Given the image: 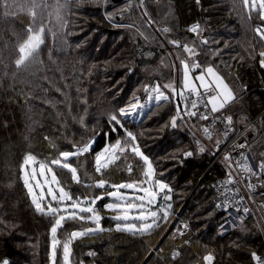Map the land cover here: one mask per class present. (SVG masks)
<instances>
[{
    "label": "trees",
    "instance_id": "obj_1",
    "mask_svg": "<svg viewBox=\"0 0 264 264\" xmlns=\"http://www.w3.org/2000/svg\"><path fill=\"white\" fill-rule=\"evenodd\" d=\"M154 1L161 4L156 6ZM120 3H125V0H67V3L65 0L69 17L71 15V20L65 25L68 34L66 42L54 46L45 37L46 41L38 53L19 67L15 61L19 59L18 49L25 40L26 28L14 15L5 17V10L0 7V109L5 105L9 107L7 112L0 111V159L3 161L0 164V259L6 251L4 244L8 241L16 249L10 264L50 262L49 227L52 218L35 211L20 176V164L27 153L41 158L47 149H33L38 144L34 140L40 137L43 142V137L54 130L59 135L60 128L66 124L67 128L62 129V132L64 139L68 141L62 142L58 156L60 151H72L73 145L82 146L89 139L95 138L90 154L69 160L77 168L81 182L88 185L96 178L142 179V162L130 151L105 169L102 175L94 172L96 152L106 143H114L123 138L125 129L131 131L137 137L136 143L141 150L153 161L157 177L171 188L173 213L178 212L190 194L181 213L171 224L176 235L178 228L187 225L190 244L198 238L203 246L214 249L216 254L213 264H254L251 251L255 249L256 253L264 252V230L263 234L253 233L244 226L232 234L217 232L218 220L228 213L219 212L214 207L212 200L215 191L212 181L224 174L225 164L220 159L212 162L218 151L214 149V142L199 138L195 128L197 121L183 118L177 121L175 128L170 127L166 123L167 116L169 113L173 116L177 114L176 111L174 114L177 109L175 100L172 106L168 102L152 105L137 122L122 119L123 128L111 135L109 118L118 113L131 94H145V86L149 89L150 83L155 80L161 85L173 83L179 86V60L183 58V54L180 50L175 54V51L173 54L167 52L165 44L168 43L170 32L164 33L156 28L155 31L159 33L156 46L151 49V55H145L139 52L141 48L146 49L139 33V25L132 21V17L138 22L140 17L142 20L149 17L156 23L159 8L163 9L165 6L166 10L171 6L175 17L165 15L164 24H158L163 29L173 30L171 38L179 37L181 42L189 44L191 38L185 28L193 21L200 24L204 36L212 35L216 27L220 28L213 36L215 44L210 45L206 37L200 39L207 43H203L196 58L202 63L201 68L204 62L213 66L230 85L236 97L220 111L222 114L261 115V131L256 147L263 148L264 68L260 65L259 53L264 48V43L254 29L263 23L256 14L249 13L242 0H200L199 3L197 0H144V7L140 0H131L126 19L124 16L113 15V9ZM238 9L239 12L244 11L248 19H251V14L257 19L254 28L251 31L248 28V36L244 35V30L236 19ZM8 11L15 13L16 7ZM125 23L131 26L127 27ZM154 28L152 21L151 31ZM228 28H233V32L228 31ZM226 68L227 74L224 71ZM32 69L35 83L28 82L26 77L32 73ZM197 71L199 70H194ZM231 72H234L232 78L229 76ZM11 101L14 102L9 106ZM27 101L30 103H26ZM17 105H23L22 111L14 108ZM36 106L43 109L38 118L35 117ZM149 114L150 120L145 123ZM23 120L36 124L25 125ZM156 123H166V126L158 134L156 143L150 146L154 135L152 132L147 133V128ZM197 141L207 146L205 151H200ZM1 142L8 144L3 147ZM188 152L192 155L186 157L184 153ZM129 165L131 173L128 171ZM54 170L71 193L87 196L92 192L93 187L82 184L81 187L77 186L67 170L55 166ZM127 174L130 177H126ZM96 190L94 188L92 194ZM207 215H210V225L198 228L202 224L200 221ZM252 215L259 217L256 213ZM102 217L104 231L88 234L89 238L102 239L108 236L104 239L112 241L106 246L104 240L83 244L84 237L75 239L71 249V264H110V259L119 250L126 248V243L138 241L131 250L137 256L138 252L143 253L145 247H148V238L157 235L169 222H162L150 233L133 235L116 231V221L111 216ZM76 225V222H70L59 229V238L65 239L69 227ZM159 242L162 245L163 240ZM182 250L183 248L175 259L169 252L167 256L173 261H179ZM121 257L120 261L126 264L125 255L121 254ZM191 257L193 258V254L189 255V260ZM187 261L184 258L181 264H186Z\"/></svg>",
    "mask_w": 264,
    "mask_h": 264
},
{
    "label": "snow or ice",
    "instance_id": "obj_2",
    "mask_svg": "<svg viewBox=\"0 0 264 264\" xmlns=\"http://www.w3.org/2000/svg\"><path fill=\"white\" fill-rule=\"evenodd\" d=\"M199 2L200 0H197V3ZM242 2L245 8L249 10V13L257 12L259 19L264 22V0H242ZM29 3L31 4L29 14L32 17L33 24L27 29V39L19 45L18 50L20 55L19 59L15 61L18 67L34 57L45 43V26L41 25L39 28H36L34 25L37 20L36 9L41 6H46L47 0H41L40 3H37V0H23V2H21V0H0V7L5 10V17L15 15V13L9 12V9L17 7L20 11H23L24 7ZM140 3L142 6L143 0H140ZM64 7L65 5L60 4L59 0H57V20L61 18L60 11ZM128 7H131V0H128ZM145 15H147V13H145ZM162 31L168 33L169 29L164 28ZM188 31L198 35L202 30L199 24H194L188 28ZM255 32L264 40V24L258 26ZM169 43L176 48L182 47L183 51L187 53L186 58L179 60L182 69V79L179 82V86L173 83L163 85V88L170 90L171 99L175 100L177 103V114L171 118V126L173 128L177 126V121L183 119L185 116L189 118H199L203 121L209 120L212 114L219 113L229 103L236 99L232 90L211 65L201 70L199 61L195 60L199 55L195 47H190L188 44L181 46L180 42L177 40H170ZM202 43L206 44L207 41H202ZM259 55L262 57L260 65L264 67V52H260ZM194 70H200V74L193 77L192 73ZM196 82H199V84L197 85ZM145 91H149L148 86H145ZM151 91L154 93L153 99L157 104L167 102L170 99L169 95L161 90L160 85L153 87ZM189 103L191 105L190 108L188 107ZM181 105H183V107H181ZM201 106L205 109V112L198 111ZM143 107L142 104L135 103L131 105L130 109L121 108L118 113L112 114L109 118V122L112 125L109 135L123 128L122 119L134 116ZM218 119V117L213 119V124H215ZM231 124L232 117L228 116L226 118V126ZM124 131L125 136L123 138L117 139L114 143H106L99 152H96L94 157L95 171L101 173L130 151L142 162V179L113 184L110 186L113 190L108 191L106 195L102 194L91 198H74L71 192L61 185V181L58 179L56 172L53 171V166L65 169L71 174V180L74 183H81L77 168L69 163V160L73 157L90 154L95 143V138L90 139L83 146L73 145L74 151H60L59 156L55 159H51L50 163L39 161L37 157L31 153L24 156L20 165L21 179L24 187L27 189L31 204L34 206L37 213L49 216L54 221L50 228L51 253L49 259L51 264H58V246L62 245L63 248V264H70V245L73 240L88 234L104 231L100 224L103 217L98 214L95 205L98 201L105 198L113 201L105 204L104 208L117 213V215L111 217V219L116 221V231L128 232L133 235H142L150 233L153 229L158 228L162 222H167L172 208V204L169 203L171 200V188L162 179L156 178L157 173L153 161L148 155H145L140 146L136 143L137 137L131 131H127L126 129ZM202 131L205 137L209 139L212 138L213 133L210 126L203 127ZM232 131H234V129L226 127V131L223 133L225 140ZM220 143V140L216 141L217 151H219ZM247 146V144L234 145V147L241 149ZM200 151H205V148L201 147ZM184 155L187 157L192 155V153L188 152L184 153ZM224 159L230 170L227 173V179L218 183V188H223L221 198L224 200V203L217 205L218 207L229 206L232 203L230 197L239 194L238 189L233 190L230 187L236 183V179L232 176L231 172L233 167L239 169L241 172L247 173L249 179L252 176L264 174V160L258 165L259 172H256L249 163L248 156L243 152L240 153L239 158L234 162L230 154H226ZM128 171L131 173V165H129ZM106 186H108V182L105 180H99L94 184L85 185V187L99 189H103ZM247 187L252 189L254 185L249 182ZM137 191L142 193V195L137 196L135 194ZM242 200L243 198L237 201V203L242 202ZM244 211L248 212L249 210L245 208ZM75 220H87L94 223L96 227L82 231H72L68 234L66 240H59L57 238L58 230L63 227L65 221ZM184 227L187 228V225H184ZM89 255H94V253H89ZM178 255V252L173 253V258L175 259ZM251 256L257 264H264L255 252H253ZM203 259L206 264H212L214 257L208 254L205 255ZM2 264H10V261L6 258L3 260Z\"/></svg>",
    "mask_w": 264,
    "mask_h": 264
},
{
    "label": "rangeland",
    "instance_id": "obj_3",
    "mask_svg": "<svg viewBox=\"0 0 264 264\" xmlns=\"http://www.w3.org/2000/svg\"><path fill=\"white\" fill-rule=\"evenodd\" d=\"M127 1L128 0H125V3L118 4L113 9V15L124 16V18L126 19L125 15L130 11V7H128V2ZM165 1L166 0H164V2ZM21 2H23V0H21ZM40 2H41V0H37V3H40ZM154 2L156 4V6H158V5L161 4V3H158L157 1H154ZM59 3L65 5V0H59ZM230 5H232V4H230ZM142 6L144 7V0H143V5ZM240 7L242 8V5H240ZM30 8H31V4L30 3L27 4L24 7V10L23 11H20L16 7V12H15V15H14L17 18V20L19 22H21L25 26V28H26V37H25V40L27 39V36H28L27 29H28V27L30 25L33 24L32 17L29 14V9ZM56 9H57V0H47L46 6H41L40 8H37L36 9V12H37V20H36V24L34 25V27L39 28L41 25H44L45 28H46L45 37L48 38L49 42L52 45H54V46H60V45H62V44H64L66 42V38H67V35L68 34L65 31L67 29V28H65V25L71 20V15L69 17V14H68V11H67L68 10V7H64L60 11V17L61 18L59 20H57V12H56ZM164 9H165V6L163 7V9L159 8V10L157 12L158 13L157 16H159V17L157 18V22L156 23H155L154 20H152L149 17L146 20L145 19L142 20L141 17H140V22L134 21L133 20L134 17H132L133 23H135L136 25H139V33L141 35V39L143 40V46L146 48V49L141 48V50L139 51L140 53L145 54V55H151V53H152L151 49H153V46H156V39L159 36V33L156 32L155 30H156V28L158 30H160V29L163 30V28L162 27H159L158 24H164L163 22H164V16L165 15H169L170 16L169 18L175 17V15H173V13L171 11V6H168V8L166 10H164ZM252 13L253 14H256L258 16V19H259V15H258L257 12H252ZM236 15H237L236 19L238 20L240 26L244 30V32H243L244 35L245 36H248L247 35V34H249L248 28L251 31V29L254 28V24L257 23L256 17L251 14V16H252L251 19H248V17L246 16V13H244V11L243 12H239V9L237 10ZM152 21H153V24H155L154 31H151V29H150V27L152 25ZM262 23L264 24V22H262ZM125 24L127 25V27H130L131 26L129 23H125ZM194 24H199V23L197 21L190 22L186 26L185 29L188 31V28L190 26L194 25ZM115 25L116 26H119L117 24H115ZM116 26H115V28H116ZM121 26H124V25H121ZM199 26H200V24H199ZM222 28L225 29L224 26ZM256 28L257 27H255L254 29H256ZM200 29H201V26H200ZM219 29H220L219 27H216L215 28L216 31L215 32H212V35L211 34H207L206 36L203 35L204 34V30H202V29H201L202 31H200V33L198 35L190 32V31H188V35L189 36L188 35L187 36L191 38V41L190 42L187 40L189 42L188 45L190 47H195V49L197 50V52H199L201 50L202 46H203V43H202V41L200 39L206 37V39L208 40V42H210V45H211L212 43H214L213 36H215V34L217 32H219ZM227 30L228 31L232 30V32H233V28H228ZM169 32H170V34H168V37L169 38L167 40L168 43L165 44V46L167 47V49H166L167 52L169 54L170 53L173 54V52L175 51L174 52V54H175V53H177L180 50L181 53L183 54V58L182 59L186 58L187 57V53H185L183 51V48L182 47L176 48L174 45H172L171 43H169L170 38L172 37L171 35H173V30L172 29H169ZM232 32H230V33H232ZM172 39H176L177 41H179L180 44H181V46L184 45V44H186L185 42L184 43L181 42V39L179 37L171 38V40ZM45 41H46V38H45ZM263 43H264V40H263ZM171 48H173V51H171ZM260 52H264V48H262L260 50ZM261 59H262V57L260 58V60ZM196 60L199 61V58L196 59ZM199 63H200V61H199ZM200 64H202V63H200ZM209 65L210 64H208V62H204L203 63V68H201V69H204V68H206ZM179 70H180V75H181V79H182V69L180 67V63H179ZM31 71H32V73L30 75L26 76L27 77V81L30 82V83H35L36 81H35V76L33 75V69ZM224 71L227 74V68L224 69ZM233 73L234 72H231L229 74V76L231 78L233 77ZM199 74H200V70L197 71V72H194L193 71V73H192L193 77L195 75H199ZM224 82L231 89L230 85L225 80H224ZM196 83H197V85L199 84V82H196ZM161 84L162 83H160L157 80H155V81H153V82L150 83L149 91H147L145 94H143V95H140L138 93L137 94H131L130 98L127 101L124 102V104L120 107V109L121 108L130 109L131 108V105L132 104H135V103L142 104L144 107L138 113H136L134 116L127 117L126 118L127 120H129L130 122L131 121L137 122V121L141 120L143 118L144 114L146 113V111L148 109H150L152 105L156 104L155 100L153 99L154 93H152L151 89L153 87L157 86V85H160L161 86V90L164 91L167 95H169L170 99H169V101H167L168 102L167 104H169L171 106L173 105L172 104L173 103V99H171V92H170V90L163 88V85H166V84H169V83H166V84H163V85H161ZM12 102H14V101L9 102V106H11L13 104ZM26 103H30V101H27ZM25 104H23V105H25ZM23 105H21V106L20 105H17L14 108L19 109L20 111H22ZM8 108L9 107L5 105V107L4 108H1L0 111H6L7 112ZM42 111H43V109H40V107L36 106L35 107V117L38 118L39 113H41ZM175 111L176 110H174V114H176ZM150 117H151V114H149V116L145 119V121H146L145 123H147L150 120ZM172 117H173V115H170V113L167 116V122L166 123H168L170 127H171V118ZM29 122L30 121H28V120L27 121L26 120H23V123H25V125L30 124V126H34L36 124L35 122H30V123ZM166 123H160V124L156 123V124H153L151 127L147 128V133L152 132L153 135H154V136H152L153 139H152V142H150V146L151 145H154L156 143V140L159 139L158 134L161 133L160 131H161V129L164 126H166ZM66 128H67L66 127V124H64L60 128V130L58 129L60 131L59 132V135L56 134L55 130H54V132L51 131V133L48 134V136H44L43 137V140H44L43 142L40 141V137H39L38 140H34L38 144L35 145L33 147V149L38 148V147L39 148L43 147L44 149H47L46 153L43 156H41V158H39V159L37 158L39 161H41V162H45L46 161V162H49L50 163L51 159H55V158L58 157L57 154H58V151L60 150V146H61L62 142L68 141L67 139H64V133L62 132V129L63 130H66ZM200 142L198 143V141H197V145L199 147L207 148V146L203 142H201V143ZM1 144L3 145V147H5L8 144V142H1ZM72 151H74V149ZM22 161H23V159H22ZM2 163H3V161L0 159V164H2ZM6 164H8V163H6ZM110 170L112 171L113 169L110 168ZM53 171L55 172L54 166H53ZM103 171H102V173H97L95 171V165H94V172H96L97 174H101L102 175L103 174ZM20 176H21V172H20ZM113 176H115V175H113ZM126 177H130V175L127 174ZM123 178H117V179H114V180H112L110 178H106V179L105 178H102L101 180H105V181L108 182V186H106L103 189L97 188L96 192H94L92 194V192L94 190V187H93L92 192L89 195H87V196H83L81 194L80 195H75L73 193H71V194L73 195L74 198L75 197H90L91 198V197L99 196V195H102V194L103 195H106V193L108 191L113 190L110 187L113 184H119V183H123V182L138 181L135 178H132V179H129V180H125ZM156 178L157 179H161L159 177H156ZM96 181H99V180H97V178H96L95 181H92V184H94ZM81 184L83 186L84 185H87V183L81 182V183L77 184V186L81 187L82 186ZM61 185L64 186L63 183H61ZM66 190H68V189L66 188ZM122 191H129V190H122ZM135 194L137 196L142 195V193H140L139 191H137ZM189 197H190V194L186 197V200L182 203V205H181L182 207H184L186 205V203L188 201L187 199ZM29 200L31 202L30 197H29ZM110 202H113V201H111L108 198H105V199L101 200L100 202H97V204L95 205V207L97 209V212H98V214L101 217L102 216H106V215L113 217V216L117 215V213H115L114 211L107 210V209L104 208V205L107 204V203H110ZM180 208H179V213H181V209H182V208L181 209ZM262 209H264V207ZM179 213H177V212L176 213H173L172 209L170 210V214H169V217H168L169 222L166 225V227H164L157 235H154V236L148 238L149 240H148V242H146V246H148L150 248L145 247V250H143L144 251L143 253H141L142 252L141 251L140 253L138 252V254H136L137 256H134L131 253V250L134 248V245L138 241L137 242H134V243H126L125 246L128 249L125 248L126 250L125 249L119 250V252L116 253L115 257H112L110 259L109 263L110 264H115V263L116 264H123L120 261L122 259L121 254H123V255H125V258L124 259L127 260V263L126 264H181L182 263V260L184 258L185 259H188V261H187L186 264H206V262L204 261L203 257L205 255L211 254L214 257V259L212 261V264H213V262L215 260V254H216L215 251H214V249H212V248H210L208 246H203L201 244V241H200L201 239H198V238H196L195 240H193V243L191 242V244H189L190 245L189 247H186V248L184 247L183 248V250H182V257L179 259V261H177V259H176L174 261H177V262H174L173 260H171V259L168 258L167 255H168V252H169L170 248L173 247L174 245H177V244L179 245L181 243V241H182V238L180 236L176 235L175 229H171V227L169 226L177 218L176 217L175 219H173L174 218V215H177L178 216ZM252 213L253 212H251L250 215H243V214L242 215L241 214H238V215L236 214L235 215V213H231V214H225V215L221 216L220 219L218 220V224H217V232H218V234H223V235L224 234H229V233L232 234L237 229H239L241 227H244V226H246V228L250 229L251 232H253V233H259V234L262 233L263 234V230H264L263 217L258 212H256V214H258L260 218L258 216H255V215L253 216ZM84 215H87V214H84ZM202 220L203 221H200V222H202L201 227H198V228H203V227L205 228L207 225H210V221H211L210 215H207L205 217V219H202ZM53 222L54 221L52 219V222H51L50 227H49L50 244H51L50 228H51V225H52ZM70 222H76L77 225L74 226V227L73 226L72 227H69L70 230L68 231V234H70L72 231H77V230L82 231V230H86V229H89V228H95L96 227V225L94 223L89 222L87 220H84V221H81V220L65 221V223H64L63 226H66V224L67 223H70ZM136 223H138V222H136ZM100 224H101V227L103 228L101 221H100ZM67 236L65 237V239H60L59 236L57 235V238L59 240H61V241H64V240L67 239ZM89 236L90 235L83 236L85 238L84 241H82L83 244H85L86 242L87 243H93L95 241H100L101 242V241L104 240V242L106 241L105 243H106V246H107L108 245L107 243L110 242V241H112V240L109 241V239L108 240H105L104 239V238H106L108 236H104V237H102V239L101 238H93V237H90L89 238ZM156 240H158V241L156 242ZM161 240H163L162 245L159 244L160 243L159 241H161ZM73 243H74V240L72 241V243L70 245V248L71 249H72ZM117 243H120V241L117 240ZM7 244L11 245L12 248H13V255H12V258H13V256L15 255L16 249H15V247H14L13 244H11L10 242L7 241L4 244L6 250H7V247H6ZM254 251H256V250L255 249L252 250L251 251V254ZM50 253H51V247H50L49 254ZM62 254H63V248H62V245H60V246H58V250H57V259L59 260V264H63V255ZM186 254H187V256H184ZM188 254L189 255L190 254L191 255L193 254V258L191 257V259L189 260V255ZM49 264H51V261L49 262ZM70 264H71V256H70Z\"/></svg>",
    "mask_w": 264,
    "mask_h": 264
},
{
    "label": "built area",
    "instance_id": "obj_4",
    "mask_svg": "<svg viewBox=\"0 0 264 264\" xmlns=\"http://www.w3.org/2000/svg\"><path fill=\"white\" fill-rule=\"evenodd\" d=\"M196 59L197 58H195V60ZM181 107H183V105H181ZM188 107L189 108L191 107L190 103ZM198 111L205 112V109L201 106L198 109ZM228 116L232 117V124L226 126V118ZM217 117L219 119L215 124H213V119H216ZM184 118L194 119L197 121L195 128L199 138L202 139L203 141L214 142L215 150H217L216 141L217 140L221 141L219 145V151L214 156L212 162L220 159L225 164L224 166L225 172L222 176L217 177L212 181V187L215 191V195L212 200L214 207L219 212L228 213V214L235 213V215L236 214L250 215L251 212H253V214L258 212L259 214H261L264 221V209H262L264 207V174H261L259 176H252L249 179V175L247 173L241 172L239 169L233 167L231 169V172H232V176L236 179V183L231 185L230 187L233 190L238 189L239 194L230 197L232 203L229 206L227 207L217 206L218 204L224 203V200L221 198V193L223 192V188H218V183L220 181L227 179V173L230 170L228 168L227 162L224 159L226 154H230L234 162L236 159L239 158L240 153L243 152L245 155L248 156L249 163L253 166L254 171L259 172L258 165L262 160H264V155H262L264 154V147L263 148L256 147L261 131V127H260L261 115L258 114L255 116H249L246 113L227 115L219 112L216 114H212L211 118L206 121L200 120L199 118H189L186 116ZM205 126L211 127L213 133L211 139L205 137V135L203 134L202 129ZM226 127L234 129V131H232L231 134L225 140L223 133L226 131ZM236 144H247L248 146L246 148L241 149L238 147H234V145ZM249 182L252 185H254L252 189H249L247 187ZM170 195H171V200L169 201V203L172 204V190ZM241 198H243L242 202L237 203V201H240ZM245 208H247L249 211L245 212L244 211ZM176 217L177 215H174L173 219H175ZM177 233L178 236L182 238V241L179 245H175L171 247V249L169 250L170 256H173V253L175 252L180 253L181 248H184L190 244V238H189L190 233L188 227L187 228H185L184 226L180 227ZM256 254L261 258V261L264 262V252L256 253ZM253 263L257 264V262L254 260Z\"/></svg>",
    "mask_w": 264,
    "mask_h": 264
},
{
    "label": "water",
    "instance_id": "obj_5",
    "mask_svg": "<svg viewBox=\"0 0 264 264\" xmlns=\"http://www.w3.org/2000/svg\"><path fill=\"white\" fill-rule=\"evenodd\" d=\"M113 1H114V2H121L122 0H113ZM192 191H193V190H192ZM181 208H182V206H181ZM181 208H180V209H181ZM177 213H179V210H178ZM169 226L171 227V225H169ZM6 247H7V250L5 251V253H4V255L2 256V258L0 259V264H2L3 260L6 259V258L10 261V263H11V261H12L13 248H12V246L9 245V244H7Z\"/></svg>",
    "mask_w": 264,
    "mask_h": 264
}]
</instances>
